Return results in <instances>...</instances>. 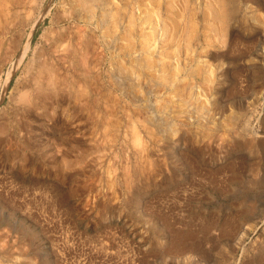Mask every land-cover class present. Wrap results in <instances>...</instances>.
I'll return each mask as SVG.
<instances>
[{
  "label": "rangeland",
  "instance_id": "1",
  "mask_svg": "<svg viewBox=\"0 0 264 264\" xmlns=\"http://www.w3.org/2000/svg\"><path fill=\"white\" fill-rule=\"evenodd\" d=\"M0 264H264V0H0Z\"/></svg>",
  "mask_w": 264,
  "mask_h": 264
},
{
  "label": "bare ground",
  "instance_id": "2",
  "mask_svg": "<svg viewBox=\"0 0 264 264\" xmlns=\"http://www.w3.org/2000/svg\"><path fill=\"white\" fill-rule=\"evenodd\" d=\"M217 14H218V13H217ZM232 14H233V12H232ZM229 15H230V13H228V16H229ZM226 18H227V17H226ZM135 20H136V19H135ZM136 21H137V20H136ZM145 22H146V21H145ZM160 23H161V22H160ZM151 24L154 25L155 23H154V24L151 23ZM135 26H136V25H135ZM155 26H156V28L158 29L157 23L155 24ZM160 27H161V26H160ZM153 28H155V27L153 26ZM147 29H149V28H147ZM157 29H156V30H157ZM151 30H152V29H151ZM156 30H155V31H156ZM159 30H161V29H159ZM159 30H158V31H159ZM176 30H177V29H176ZM147 31H148V30H147ZM149 31H150V30H149ZM155 31L153 30V32H155ZM161 31H162V30H161ZM161 31H160V32H161ZM174 31H175V30H174ZM153 32H152V33H153ZM156 32H157V31H156ZM162 33H163V32H162ZM162 33H160V34L162 35ZM122 34H123V31H122ZM156 34H157V33H155V35H156ZM164 34H165V33H164ZM166 34H167V33H166ZM145 35H146V34H145ZM150 35H151V34H150ZM150 35H147V36L150 37ZM158 35H159V33H158ZM158 35H157V36H158ZM151 36H152V35H151ZM157 36H156V37H157ZM143 37H144V36H143ZM145 37H146V36H145ZM149 37H147V39H148V41L150 42V39H151V38L149 39ZM153 37H154V36H153ZM163 37H164V36L162 35V38H160L161 41H162ZM154 38H155V37H154ZM130 39H131V38H130ZM144 40H146V39L144 38ZM144 40H143V41H144ZM158 40H159V39H158ZM148 41H147V42H148ZM153 41H154V42H153ZM144 42H145V41H144ZM152 42L155 43V40H154V39L151 40L150 43H152ZM150 43H148V44H150ZM153 43L150 44V45H151V46L154 45ZM143 46H144V45H143ZM145 46H146V45H145ZM155 46H156V45H154V47H155ZM146 47H147V46H146ZM157 47H158V46H156V48H157ZM156 48H155V49H156ZM148 49H149V48H148ZM152 49H153V48H152ZM152 49L150 48L149 50H152ZM145 50H146V49H145ZM155 51H156V50H155ZM27 52H28V50H27ZM27 52L24 53L23 58L25 57V55H26ZM149 52H150V51H149ZM161 61H163V60H161ZM35 79H36V78H35Z\"/></svg>",
  "mask_w": 264,
  "mask_h": 264
}]
</instances>
